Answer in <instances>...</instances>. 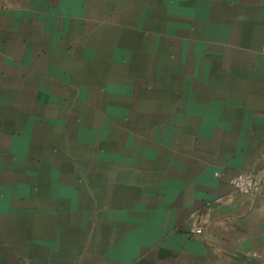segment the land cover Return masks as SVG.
Listing matches in <instances>:
<instances>
[{
	"label": "crops",
	"instance_id": "crops-1",
	"mask_svg": "<svg viewBox=\"0 0 264 264\" xmlns=\"http://www.w3.org/2000/svg\"><path fill=\"white\" fill-rule=\"evenodd\" d=\"M163 1L208 51L156 94L120 15L155 0H0V213L55 217L50 264H264V0Z\"/></svg>",
	"mask_w": 264,
	"mask_h": 264
},
{
	"label": "rangeland",
	"instance_id": "rangeland-1",
	"mask_svg": "<svg viewBox=\"0 0 264 264\" xmlns=\"http://www.w3.org/2000/svg\"><path fill=\"white\" fill-rule=\"evenodd\" d=\"M122 1L125 2V0ZM163 2V0H155L154 4L147 2L141 6L132 4L127 10L123 9L120 12L123 19L131 17L133 16L132 14L136 13L131 23L134 29L137 28V42L144 47L152 46L155 63L143 66L138 70L137 74L138 79L153 78L154 84L149 87L148 91L156 94L168 91L174 93L175 91L172 88L176 85H170L169 88H165L167 86L164 85V82L184 75L183 62L185 59H187V62L190 61L192 63L195 57L198 60L199 57L197 56L200 55L198 54L199 50L208 51V45L205 44L204 40L194 36L195 31L191 29L190 24L182 20H172V14L168 12H166V15H161L164 5L167 4V2ZM148 12V20H143L141 14ZM179 32L182 34L180 37L178 34L173 37V34ZM202 54L208 56V52H203ZM142 58H144V54ZM186 75H192V65L190 73L186 72ZM138 87L140 86H136L137 91H139ZM32 200L34 201L33 198ZM111 208L113 209V207ZM14 216L24 217L25 220L32 217L36 224L34 225L35 227L32 226L34 227L33 231H30L26 238H21V241H0V264H50L51 254L56 252L59 257L65 253L61 239L58 238L56 223H50V221L55 220V217H51V213L30 212L17 215L0 213V227L2 225L6 226L3 230L0 228V237H2L3 232L11 230V228H7V224L9 219H12ZM82 219L88 220V215L86 218L78 217V220ZM71 230H73L75 235H80L83 232L85 234V231H87V229L78 230L75 226ZM89 231H96L92 222ZM101 231L103 230L100 229ZM107 232L109 233V230ZM87 236H91V234L88 232ZM31 240L38 241L39 247H33L30 244ZM23 242H27V244H23ZM39 258L40 261H37ZM55 264H60V261Z\"/></svg>",
	"mask_w": 264,
	"mask_h": 264
},
{
	"label": "built area",
	"instance_id": "built-area-1",
	"mask_svg": "<svg viewBox=\"0 0 264 264\" xmlns=\"http://www.w3.org/2000/svg\"><path fill=\"white\" fill-rule=\"evenodd\" d=\"M230 183L236 191L243 194H253L257 190V179L252 172H241L234 176Z\"/></svg>",
	"mask_w": 264,
	"mask_h": 264
}]
</instances>
